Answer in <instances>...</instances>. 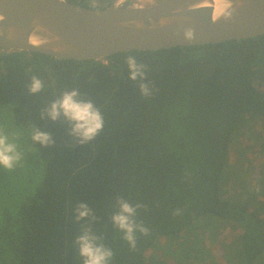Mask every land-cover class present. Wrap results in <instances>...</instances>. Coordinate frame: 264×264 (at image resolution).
Wrapping results in <instances>:
<instances>
[{
    "label": "trees",
    "instance_id": "1",
    "mask_svg": "<svg viewBox=\"0 0 264 264\" xmlns=\"http://www.w3.org/2000/svg\"><path fill=\"white\" fill-rule=\"evenodd\" d=\"M63 1L91 10L111 2ZM129 55L146 68L147 97L128 79ZM33 76L44 84L37 94L28 92ZM72 90L104 119L93 141L80 143L63 118L41 117ZM0 128L22 154L0 169V264H81L73 246L81 227L113 252L112 264H146L154 242L180 232L190 244L217 243L222 228L238 235L213 264H264V35L97 60L0 49ZM33 129L53 143H33ZM252 143L257 166L246 156ZM117 197L141 205L136 220L148 234L137 233L135 249L111 223ZM80 203L93 217L77 223ZM201 247L198 262L182 264H205Z\"/></svg>",
    "mask_w": 264,
    "mask_h": 264
},
{
    "label": "water",
    "instance_id": "2",
    "mask_svg": "<svg viewBox=\"0 0 264 264\" xmlns=\"http://www.w3.org/2000/svg\"><path fill=\"white\" fill-rule=\"evenodd\" d=\"M111 0L101 10L63 0H0V49L58 60H97L264 35V0ZM190 33V36L188 35Z\"/></svg>",
    "mask_w": 264,
    "mask_h": 264
},
{
    "label": "clouds",
    "instance_id": "3",
    "mask_svg": "<svg viewBox=\"0 0 264 264\" xmlns=\"http://www.w3.org/2000/svg\"><path fill=\"white\" fill-rule=\"evenodd\" d=\"M190 36V33L188 34ZM128 68V79L137 82L143 97L151 94L148 84L144 83L146 68L139 63L134 55L125 59ZM44 84L40 78L33 76L28 88L29 94H37L42 91ZM47 116L51 121L63 118L71 125V135L77 137L80 143L93 141L104 127V119L99 109L92 102L78 98L76 90L66 91L59 99L54 100L48 108L41 113V117ZM31 141L41 147L50 146L52 137L47 132L33 129ZM22 154L17 143L10 139L3 128H0V169L12 170L21 161ZM141 205L133 206L127 199L116 198V211L111 215V223L122 233V239L130 249L136 248L137 233L147 235L148 229L136 220L137 210ZM93 212L85 203L76 205L74 218L77 223L92 218ZM76 255L81 264H112L113 252L105 247L100 239L90 229L81 227L80 234L73 241Z\"/></svg>",
    "mask_w": 264,
    "mask_h": 264
},
{
    "label": "rangeland",
    "instance_id": "4",
    "mask_svg": "<svg viewBox=\"0 0 264 264\" xmlns=\"http://www.w3.org/2000/svg\"><path fill=\"white\" fill-rule=\"evenodd\" d=\"M132 5L136 6H145L151 3H156L161 0H126ZM140 1V2H139ZM4 117V116H2ZM254 146V151H247L246 156L247 160H249L252 166H257V162L261 160L262 156L259 152V148L256 144L252 143ZM232 161L237 156V152L242 150V142H237L236 146L232 145ZM238 163V162H232ZM243 163L248 165V161L243 160ZM249 166V165H248ZM246 180H248V177ZM200 234V231H199ZM238 233L232 231L229 228H222L219 231L217 243H214L212 240L202 238L201 245H194L190 244L188 241L184 240V233L180 232L177 236L173 238H168L167 240L159 239L158 241L154 242L151 248H149L145 252V263L146 264H182L183 261L191 260L193 262H198V255L196 252H202V247L206 249V251L210 252L211 256H206L205 264H213L216 255L218 254L217 248L222 249V245L224 243H229L236 239ZM188 240V239H187ZM205 251V250H204ZM205 251V252H206ZM207 253V252H206ZM203 259V258H202ZM200 259V260H202ZM223 261L219 258L217 264H223Z\"/></svg>",
    "mask_w": 264,
    "mask_h": 264
},
{
    "label": "bare ground",
    "instance_id": "5",
    "mask_svg": "<svg viewBox=\"0 0 264 264\" xmlns=\"http://www.w3.org/2000/svg\"><path fill=\"white\" fill-rule=\"evenodd\" d=\"M214 5H215V11H214V13H217L220 10V8H219L220 3L217 0H214Z\"/></svg>",
    "mask_w": 264,
    "mask_h": 264
}]
</instances>
